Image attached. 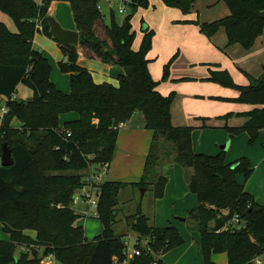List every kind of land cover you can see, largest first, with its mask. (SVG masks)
I'll return each mask as SVG.
<instances>
[{
  "label": "trees",
  "instance_id": "16d2710c",
  "mask_svg": "<svg viewBox=\"0 0 264 264\" xmlns=\"http://www.w3.org/2000/svg\"><path fill=\"white\" fill-rule=\"evenodd\" d=\"M52 1L44 0L39 6L35 0H0V11L11 17L16 26V31H11L0 22V99H5L8 109L0 122V157L1 144L5 142L13 160L9 166L0 165V224L8 235L7 239H0V264H54L44 262L48 256L61 264H115L114 257L121 261L125 239L112 231L117 194L128 184L146 186L145 179L151 167L156 166L152 173L156 176L153 192L155 198L162 197L167 179L159 173L163 164L157 150L160 138L173 144L171 162L192 169L186 171L185 180L197 205L185 219L199 234L197 243L203 264H215L211 255L217 252L226 253L227 264H254L256 259H263L264 205L236 180L239 173L245 180L249 178L250 162L247 157L225 162L224 150L213 155L195 152L191 142L193 127L172 124L175 92L161 94L157 90L159 81L153 79L148 68L146 56L154 31L144 29L139 48L134 49L131 14L119 23L111 13L109 22L104 23L110 40L107 43L94 31L96 21L103 19L98 0H66L79 32L78 46L92 50L102 62L119 65L123 73L117 76V86L106 81L96 83L92 73L78 63V49L58 44L64 56L58 61V68L70 75V90L65 93L49 79L52 68L43 51L33 46L37 21L41 32L52 38L47 22ZM161 1L188 14L196 0ZM222 1L229 10L227 15L211 22H191L207 37L222 27L227 45L250 49L263 32L264 0ZM148 5L149 0H133L131 8ZM174 57L163 66L161 80L168 78ZM247 76L248 84L240 85L227 70L214 69L205 80L238 91L236 97L228 100L253 105L250 110L221 116L246 117L242 125H226L225 129L229 138L247 133V143L253 145L264 129V66L259 77ZM20 83L31 89L30 97H15ZM67 112L77 113L78 118L61 125L59 116ZM135 112L143 114L144 126L152 131L143 176L136 183L105 180L98 185L96 213L103 229L88 240L83 226L76 224L80 215L72 208L74 194L84 184L85 175L80 172L92 164L111 162L118 135L115 127ZM13 119L20 125L12 126ZM227 213L231 220L220 230H213L214 220ZM127 222L133 233L148 241L154 253L162 255L184 243L176 227L151 225L139 211L127 217ZM25 230L35 231V237ZM139 247L140 254L134 255L129 264H164Z\"/></svg>",
  "mask_w": 264,
  "mask_h": 264
},
{
  "label": "crops",
  "instance_id": "0c3cea01",
  "mask_svg": "<svg viewBox=\"0 0 264 264\" xmlns=\"http://www.w3.org/2000/svg\"><path fill=\"white\" fill-rule=\"evenodd\" d=\"M56 1L59 0H53L50 3L48 15H51L53 17L56 16L57 19L55 17L54 18L58 22L59 20L60 22H66V25H62L59 22L62 27L71 30H77L73 19H71L68 23V21H65L63 17H60V15L59 17L57 14L53 15V4ZM201 1L202 4H200V6L196 8V5ZM221 1L222 0H212L210 3H208L207 0H196L191 7V11L185 15L186 19L177 20L193 21L195 20V18H193L192 16L193 11H196L195 15L198 16L197 12L199 13L202 7L205 8L216 3H219L221 8L224 9L223 4H220ZM228 13L229 10L225 15H227ZM0 22L4 23L9 28V30L16 31V26L13 20L11 21V18L2 11H0ZM174 24L178 25V22H174ZM181 25H183L184 27H190L191 32H194V36L195 38H197L195 39V41L198 40L203 42V38L201 36L205 35L199 31V27L197 25H195L196 27L192 26L191 23ZM197 31H199V34L197 33ZM35 35L33 38V46L35 48H38L39 50H42L43 55L48 59V61L49 54L53 55V58L56 59V62L64 59L61 50L57 48L59 47V45L54 39L53 40L57 43L58 46L53 44L51 42V38L47 37L44 34L41 35L43 38L39 40L35 38ZM208 39L212 42L218 43L224 48L225 51L229 52L230 61L229 59H226L229 67L230 65L235 64L234 59H231L234 58L233 55L236 56L238 60H240L238 61V63H240V65L242 66V68H240L241 70H229L234 80L235 73L238 74L236 75V78H239L240 82H242L241 79L243 78V76H239L242 75L240 74L241 72L252 77L259 76L263 72L264 28L262 34L256 38L253 46L250 49H246L249 52L242 50V46H239V44L227 45V37L225 34V30L222 27L214 35L208 37ZM184 42H186L187 44L192 43L189 40H184ZM191 49L192 47L188 46L187 51H190ZM194 52H197V54H199L198 49L194 50ZM78 53H80V51H78ZM193 59L199 61H190V59L188 61V66H190V68L203 62L197 58ZM251 59H256L258 65H255V69L260 68V70H248L250 69L252 63ZM150 60L151 59H149V62ZM78 63L86 67L92 73V77L96 83L106 81L117 86V76L123 73L122 67H120L119 65H117L119 66V70H115L116 64H104V74L101 72L95 74L87 64V57L85 56V54L83 55V53L81 54V56L79 54ZM176 65H170L168 75L169 78L167 80L161 82L157 80L159 81L157 90L161 94L166 95L170 92H175V98L171 104V122L174 126L193 127L191 133V142L192 149L195 152H201L210 155L216 154L221 150H219L218 148L219 143L224 142L225 138L227 139L225 126H240L246 120V117L236 115L228 118L227 121H224V119L221 118L223 113L222 111H220L222 109L221 104L218 103L222 101V99H224L223 97H236L238 95V91L235 90L236 92H233L232 94H228V92H226V94H223V88H217V84H215V82L205 80V78L209 76L210 70H171L177 69ZM215 68L220 69L221 67H219L218 65L217 67L215 66ZM149 71L152 77L156 78L155 75H153L152 70ZM157 72L160 73L161 78L163 71L161 70ZM66 74L70 76L69 73ZM60 77L51 76L50 80L56 85L59 90L68 93L70 90L69 79L66 80L63 76L62 80ZM112 78H114L115 81H113ZM19 85L20 84H18L15 93L16 98H19L20 94ZM220 97H222L221 100L216 99ZM1 102H4L5 104V99L1 98L0 103ZM252 107L253 105H250V107H248L247 109L236 108L231 112L237 113L247 111ZM217 110H219V112ZM77 118L78 115L75 112L62 113L59 116L61 125L65 121H70ZM230 120H232V122ZM13 121L16 120L13 119L12 122ZM17 122L18 124L12 126L17 127V125H19L20 123L19 121ZM122 123L123 125L118 128V135L112 160L109 164H107L106 168L99 166V170L100 172H106L107 170L109 171L110 169H112L111 173L108 174L106 180L136 183L139 182L143 176L145 159L152 139V131L144 126V116L140 112L133 113V115L127 121H124ZM247 141V133H240L239 135L229 140V142L227 143V147L224 149L225 162H232L242 156L248 158L252 167L251 175L247 180H245L243 174L239 173L236 175V180L237 182L244 184L245 190L254 197L256 202L264 205V129L260 130L259 138L253 145H248ZM239 144L240 146L238 147ZM84 171V174H86L87 169ZM186 171V168L174 162L163 163L159 168V173L166 177L167 182L165 184L162 197H154L152 212L153 223H150V221L149 223L156 227H165L169 225L174 226L184 238V243L182 245L177 246L161 255V259L165 264H203L201 250L199 249L197 243L199 237L198 232H196L195 230L187 232L185 230V223L187 225V221L185 219L187 212L197 205V198L195 194L189 190L187 182L185 180ZM80 173L82 174L83 172L81 171ZM84 174L82 175L84 176ZM96 175L99 176L101 182L105 181L101 178V175ZM127 186L133 185L128 184ZM75 195H80V191L78 193L75 192ZM77 201H79V199L74 203H76ZM88 211L84 212V214L86 215ZM75 212L80 215L79 218L83 216L76 210ZM76 224L82 225L81 222L78 223L77 221ZM212 225H214V223ZM25 233L29 234L33 238L35 237V231L33 230H25ZM215 256L216 255L212 256V260L214 261V263ZM46 258H48L51 263H54L52 256H48ZM223 262H225V258H223ZM257 262H261L262 264H264L262 258L256 259V262H254V264H257Z\"/></svg>",
  "mask_w": 264,
  "mask_h": 264
},
{
  "label": "rangeland",
  "instance_id": "374dc122",
  "mask_svg": "<svg viewBox=\"0 0 264 264\" xmlns=\"http://www.w3.org/2000/svg\"><path fill=\"white\" fill-rule=\"evenodd\" d=\"M37 4L39 5L40 0H35ZM208 3H210L212 0H207ZM98 8L100 9V12L102 14L103 19H99L96 21L94 25V31L95 34L98 38L101 40L106 41L107 43L110 42L109 38L106 36L105 30H104V23H108L111 13L114 14L117 22L121 23L122 20L125 18L126 15L131 14V25H132V30L135 32V38L133 42V48L138 49L142 36H143V30L146 28H149L150 30L154 31V35L152 38V46L149 52L147 53L148 56H146L148 59H151L149 62V70H152L153 75H155L156 78L154 80H161L160 78V73L157 71H163V66L169 61V59L175 55L174 60L172 61L171 65H176L177 69H171V70H214L217 69L215 68L216 65H219L221 67L220 69H225L229 72V70H241L242 66L240 63H238V60L236 56L233 55L234 58V65H230L227 62L226 59H229L230 61V56L229 52L225 51L222 46H220L216 42H212L208 39V37L201 36L203 38V42L198 41L195 39L194 32H191L190 27H184L181 24H186V23H191L192 26L196 27L195 23L191 21H184V20H177V19H186V14H183L179 9L174 8V7H169L166 6L161 0H149V5L147 7H137L136 9L131 8V5L126 6V11L125 13H120L117 10V6L109 2L107 0H98ZM202 4V1L196 5V8ZM220 4H223V8L219 5V3H216L214 5H209L207 7H202L201 11L195 15L196 11H193V18H195L196 21L199 22H211L216 19H219L223 17L227 12L228 9L225 7L224 3L221 1ZM50 6V5H49ZM53 15H60V17H63L65 21L70 22L72 19L71 15V8L69 3L66 0H59L56 1L53 4ZM48 13H49V8H48ZM56 19L57 17L54 16ZM11 18V17H10ZM60 19V18H59ZM174 20V21H173ZM12 21V19H11ZM60 22V20H59ZM174 22H178V25L174 24ZM62 25H64L66 22H60ZM66 25V24H65ZM198 26V25H197ZM15 31V30H13ZM199 34V31H197ZM35 38L37 40L42 39L43 37L41 36L43 33L41 31H37L35 33ZM50 38V37H49ZM184 40H189L190 44H187L184 42ZM51 42L55 44L56 46L57 43L51 38ZM55 42V43H54ZM54 45V46H55ZM188 46H191L192 49L190 51H187ZM240 46V45H239ZM60 50V47H57ZM78 51H80V56L83 53L87 57V64L89 65L90 69H92L95 74L98 73H103V68L105 67L104 64H108L105 62H102L97 56H95L94 52L90 49H85L82 47L77 46L76 47ZM242 50L247 51L243 47H241ZM57 49V50H58ZM198 49L199 54L197 52H194V50ZM49 61L52 65V69L49 75V79L51 76H61L60 78L63 80V76L66 80L69 79L68 74L62 73L59 68H58V62H56V59L53 58V55L49 54ZM193 58L200 59V61H203L199 63L198 65L193 66L190 68L188 66V61H199L195 60ZM252 63L250 66V69L248 70H260L255 69V65L257 66L258 63L256 59H251ZM230 63V62H229ZM115 70H119V66L115 65ZM228 67V68H227ZM170 69V67H169ZM123 70V68H122ZM241 72V71H240ZM230 73V72H229ZM239 76H243L241 79L242 82H240L239 78H236L238 75L235 73V80L233 76L234 82L240 85H245L248 84L249 82V76L241 72ZM114 75V74H113ZM116 75V73H115ZM260 76V75H259ZM259 76H255L254 78H257ZM169 78V77H168ZM167 78V79H168ZM55 79V78H54ZM64 79V80H65ZM165 79V80H167ZM113 81L114 78H112ZM179 82V81H178ZM217 88H223V94H232L233 92H236L235 89L229 88L222 86L218 83ZM161 88V87H160ZM227 91H225V90ZM19 98H28L31 96L32 91L29 87L26 85L20 83L19 85ZM28 95V96H26ZM223 96V95H222ZM229 96V95H228ZM222 98V97H220ZM222 101H220L218 104H221V110L223 115L225 113L231 112L234 109L238 108H245L247 109L250 107V104L247 103H240V102H234L228 100L229 98L233 97H223ZM221 100V99H218ZM2 106H5L4 102L0 103V108ZM1 111V109H0ZM219 112V110H217ZM233 117V116H232ZM224 121H227L228 118H223ZM231 118V117H230ZM2 120V119H1ZM0 120V122H1ZM16 121L12 122V125L18 124V120L14 119ZM232 122V120H230ZM20 125V123H19ZM17 125V126H19ZM227 126H233V125H227ZM226 134H227V139L225 138L224 142L219 143V150H223L222 146L227 144L229 140L232 138H229L228 132L225 129ZM173 144L163 138H160L158 140V152H159V158L161 159V163H170L171 158L174 155V149H173ZM240 144L238 145V147ZM248 146V145H247ZM167 153H170L171 155H166ZM206 154V153H205ZM243 157V156H242ZM152 169L148 173V177H146V186L144 187H138V186H122L117 194V203H116V217H115V222L112 225V231L116 235H122L123 239L126 238L127 234H133L132 228L130 224L127 222V217L132 216L134 214L139 213L145 215L148 217L150 223H153V200H154V185H155V177L152 173L155 172L156 166L151 167ZM110 169L108 172H100L99 166L96 164H92L88 169L86 174L85 171H82L85 176L83 177L84 183H85V177L88 174H99L101 175V178L103 180H106L108 177V174L111 173ZM187 171H192L191 168H188ZM145 189V191H143ZM79 192V189L76 190V193ZM72 207L80 214L83 216L78 218L77 222H81L84 228V234L85 237L88 240H92L95 236L99 235L103 229V225L99 218L97 217L96 209L92 208L91 206L88 205L87 202L77 201L76 203L72 202ZM89 209V211H88ZM86 215L84 212H86ZM185 230L187 232L193 231L187 222V225L185 223ZM196 231V230H195ZM197 232V231H196ZM8 235L2 230V225L0 224V239H7ZM20 252L19 248L15 251V254L18 255ZM215 256V263L216 264H226L227 257L226 253L224 252H217V253H212V256ZM223 258H225V262H223ZM45 263L50 262L48 258L44 259ZM264 262V258H263ZM54 264H61L60 262H54ZM259 264V262H257Z\"/></svg>",
  "mask_w": 264,
  "mask_h": 264
},
{
  "label": "built area",
  "instance_id": "2783aa9c",
  "mask_svg": "<svg viewBox=\"0 0 264 264\" xmlns=\"http://www.w3.org/2000/svg\"><path fill=\"white\" fill-rule=\"evenodd\" d=\"M109 2L114 3L117 6V10L120 13H125L126 6L131 5L133 0H108ZM44 3V0H40L39 6ZM36 30L41 31L42 26L37 21L36 23ZM0 111V120L3 118V116L8 111L6 106H2ZM123 125L122 122L116 125L115 128H120ZM67 135H70V133L67 131ZM0 165H1V159H0ZM107 164L102 165L103 168H106ZM85 183L81 188H79L80 195H75L73 197V202L80 199L81 201L87 202L89 206L92 208L97 209V203H98V185L101 183V180L98 175L96 174H88L85 178ZM236 222V219L234 220ZM143 247L146 249L147 252H151L154 254L156 259H161V254L154 253L151 246L148 245V241L146 239H143L139 237L137 234H127L125 238V249L123 251L124 258L121 261H118V258L114 257L115 264H129V260L134 255H139L141 252V248ZM48 263H51L48 262ZM165 264V263H164ZM259 264H262L259 262Z\"/></svg>",
  "mask_w": 264,
  "mask_h": 264
},
{
  "label": "water",
  "instance_id": "95a60500",
  "mask_svg": "<svg viewBox=\"0 0 264 264\" xmlns=\"http://www.w3.org/2000/svg\"><path fill=\"white\" fill-rule=\"evenodd\" d=\"M47 22L49 24V33L52 38L61 46H74L77 47L79 45V32L77 30L67 29L61 26V24L51 15L47 16ZM227 147V144L222 146L223 150ZM1 165L9 166L13 163L12 160V151L7 146V143L1 144ZM236 164L231 167L234 168ZM145 191V189L143 190ZM231 214L227 213L222 217H218L214 220L213 230H220L225 222L231 220Z\"/></svg>",
  "mask_w": 264,
  "mask_h": 264
}]
</instances>
